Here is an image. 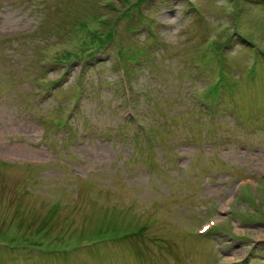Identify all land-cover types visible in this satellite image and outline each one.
<instances>
[{"label": "rangeland", "instance_id": "374dc122", "mask_svg": "<svg viewBox=\"0 0 264 264\" xmlns=\"http://www.w3.org/2000/svg\"><path fill=\"white\" fill-rule=\"evenodd\" d=\"M220 261L264 264V0H0V264Z\"/></svg>", "mask_w": 264, "mask_h": 264}]
</instances>
